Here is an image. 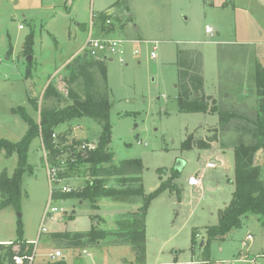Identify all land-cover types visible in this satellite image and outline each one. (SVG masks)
<instances>
[{
	"label": "rangeland",
	"instance_id": "rangeland-1",
	"mask_svg": "<svg viewBox=\"0 0 264 264\" xmlns=\"http://www.w3.org/2000/svg\"><path fill=\"white\" fill-rule=\"evenodd\" d=\"M114 1L0 0V138L17 142L26 134L28 125L14 111L16 107H23L38 122L48 83L66 96L62 81L66 65L86 53L83 45L88 36L122 39L121 55L104 53L106 83L98 74L96 81L106 88L110 103L113 162L140 160L146 194L163 183L147 207L144 258L137 260L128 245L65 247L52 236L94 225L111 229L117 215L135 211L141 204L138 198L100 197L97 207L88 199H51L39 135L30 139L27 148L20 196L0 208V242L37 240L34 264L59 260L65 264H152L191 257H208L215 264H226L220 262L223 259L233 264H264V223L256 215L248 214L240 228L223 238L208 240L205 233L231 201L235 190L232 145L247 123L237 118L229 121L209 148H182L187 135L206 140L214 135L211 130L219 125V114L179 110L176 87L177 48L197 49L202 54L205 94L215 99L220 111L252 117L257 102L254 68L264 66V0H126L120 5ZM102 16L111 21L110 29L102 28L107 25L102 24ZM206 27L211 32H205ZM27 38L29 54L24 48ZM70 103L64 97L59 107ZM56 131L66 133L69 141L97 137L100 128L83 119L61 123ZM257 154L264 166V152ZM178 162H182L179 168ZM207 162L215 167H206ZM16 165V153L0 152V173L6 170L10 175ZM190 175L200 179L198 186L188 184ZM67 182L78 190L84 177ZM48 203L58 210L45 221L46 231L37 238ZM247 234L252 239L242 245ZM55 248L62 256L50 260L47 254Z\"/></svg>",
	"mask_w": 264,
	"mask_h": 264
},
{
	"label": "trees",
	"instance_id": "trees-1",
	"mask_svg": "<svg viewBox=\"0 0 264 264\" xmlns=\"http://www.w3.org/2000/svg\"><path fill=\"white\" fill-rule=\"evenodd\" d=\"M126 0H115L114 5H120ZM103 18L102 24H106ZM102 28H111V21ZM30 38L24 46L25 54H29ZM178 67L177 103L181 111H203L219 114V125L213 126L214 133L208 140L196 139L187 135L182 148L196 145L198 148H209L210 142L218 140L229 121L235 118L244 120L247 124L232 145L234 152V183L235 190L230 203L218 212L217 223L205 229L208 240L223 238L233 229L242 226L248 214L256 215L264 223V166L258 161L259 151L264 152V66L256 64L254 68V84L257 95L256 106L252 117H246L235 111H220L215 99L205 94L203 90L202 54L194 48L178 47L176 52ZM66 73L62 78L65 93L52 82L48 83L42 93L43 105L39 109V120L35 122L23 107H16L22 119L27 123L26 134L17 142L0 138V152L5 156L17 154V165L9 175L6 170L0 173V208L8 205L21 194V176L27 167V148L30 139L39 135L48 150L50 160L63 166L60 175L69 177H84V185L72 192L57 191L52 198L88 199L97 207L96 199L110 197L117 201L139 199L137 210L116 216L111 229L98 228L96 225L84 231H58L53 237L62 241L65 247H82L89 243L94 245H128L137 260H142L145 253V216L149 201L163 189V183L153 192L146 194L142 185L143 166L138 159L113 162V152L109 147L111 124L108 109L110 106L106 88L97 85L96 75H100L106 83L105 59L82 53L66 65ZM197 94V95H196ZM64 97L70 99V104L59 107ZM52 101L47 103V101ZM28 101L38 107L33 97ZM87 119L96 123L99 128L97 146L91 151L76 149V145L89 138L67 141L66 133L57 132L56 144L51 143V134L56 126L72 120ZM245 137H247L245 139ZM44 161V160H43ZM61 164V165H60ZM100 219V218H99ZM102 220V219H100ZM197 234L198 232L195 231ZM107 239L108 242L103 243ZM106 240V241H107ZM21 250H26V241L19 239ZM30 248V246L28 247ZM29 250V249H28ZM12 246L0 244V264H12ZM55 264H65L63 260Z\"/></svg>",
	"mask_w": 264,
	"mask_h": 264
},
{
	"label": "built area",
	"instance_id": "built-area-1",
	"mask_svg": "<svg viewBox=\"0 0 264 264\" xmlns=\"http://www.w3.org/2000/svg\"><path fill=\"white\" fill-rule=\"evenodd\" d=\"M105 23L109 24L110 20L106 19ZM205 32H211V28L206 27ZM123 43L124 41L122 39L92 38L88 36V38L84 42L83 49L88 55L92 57L105 59V54H104L105 52L121 55L123 53ZM56 142H57V131H54L51 134V143L56 144ZM96 146H97V140L92 138V139L82 140L79 144L76 145V149L81 151H91L94 150ZM41 148L43 153L42 156L44 160V165L46 167L47 178L50 184V198L52 199V194L57 191L72 192L76 190L72 185L68 184L67 182L71 177H69L68 180H65V178L60 175V172L63 170V166H59L50 160L48 150H46L43 142H41ZM205 166L208 168H214L215 164L213 162H207ZM74 178L77 177L74 176ZM187 182L191 186H198L200 184V179L193 175H190L187 179ZM57 210L58 209L56 207L50 206V203L46 205L43 214L41 216L40 224L37 231V238H39L40 235L46 231V227L44 225L45 221L47 219H52L53 218L52 214ZM60 211H62V209H60ZM251 239L252 236L250 234H247L242 242V245H246L247 242H249ZM36 241L37 240H34L33 242L26 241V245H28V247L30 246V248L26 247V250H21V245L20 243L17 242L6 241V242H0V244L12 246V250H13V254L11 256L12 264H34L35 258L38 256L36 249ZM82 253L85 254L86 256H90V253L87 252L85 249L82 250ZM61 256H62V251L59 248H55L54 250L50 251L47 254V257L50 260H55L57 258H60ZM215 262L216 261L211 260L208 257H191L188 260H179L177 258H174L168 262H156L152 264H215ZM220 262L222 263L225 262L226 264H233L231 259L228 260L223 259L220 260Z\"/></svg>",
	"mask_w": 264,
	"mask_h": 264
},
{
	"label": "water",
	"instance_id": "water-1",
	"mask_svg": "<svg viewBox=\"0 0 264 264\" xmlns=\"http://www.w3.org/2000/svg\"><path fill=\"white\" fill-rule=\"evenodd\" d=\"M108 13H109V12H108ZM183 17H184V20L187 19L186 16H183ZM30 59H31V56H28V57H27V61L29 62ZM196 95H197V94H196ZM181 165H182V162H178V163L176 164V167L179 168ZM72 212H73V211H72ZM202 245H203V242H201L200 246H202ZM122 261H124V259H123Z\"/></svg>",
	"mask_w": 264,
	"mask_h": 264
}]
</instances>
